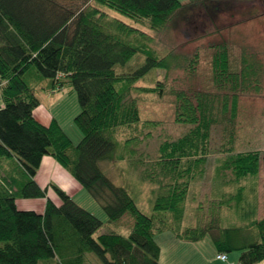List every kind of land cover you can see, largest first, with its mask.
<instances>
[{"label":"trees","instance_id":"obj_1","mask_svg":"<svg viewBox=\"0 0 264 264\" xmlns=\"http://www.w3.org/2000/svg\"><path fill=\"white\" fill-rule=\"evenodd\" d=\"M183 5L181 0H89L71 7L57 0H0V264L56 259L59 264H88L84 257L89 252L101 264H161L155 236L164 231L185 241H196L210 232L217 255H227L225 263L233 250L240 253L237 264L264 260V216L257 217V204H248L245 196V182L258 178L262 152L233 149L239 96L257 89L259 78L256 64L246 55L240 59V68H234L226 43L216 45L212 53L214 91L170 89L175 121L191 127L178 138L163 141L151 165L156 173L143 175L157 185L151 190V215L100 166L132 153L129 146L135 137H119L141 121L136 100L129 98L131 90L162 94L165 89L162 81L155 86H137L136 82L154 69L195 72L198 53L162 56L149 45L150 36L142 29L147 25L163 30ZM137 53L144 56L141 66L126 73L116 70ZM46 80L52 90L67 86L75 90L80 106L74 117L82 133L79 142L74 143L55 118L49 124L35 118L34 110L40 105L35 90ZM215 125L221 126L220 151L226 154L220 172L230 171L229 182L236 185V195L230 193L228 199L235 198L236 210L244 202L242 216L249 218L236 228L217 222L218 231L202 222L183 224L190 185L208 162ZM45 156L54 158L91 194L105 211L107 222L129 214L133 218L129 234L96 235L104 221L55 184L51 187L61 203L48 198L47 189L34 179ZM18 198H46L44 212L19 209ZM250 228L256 229V235L247 232Z\"/></svg>","mask_w":264,"mask_h":264},{"label":"rangeland","instance_id":"obj_2","mask_svg":"<svg viewBox=\"0 0 264 264\" xmlns=\"http://www.w3.org/2000/svg\"><path fill=\"white\" fill-rule=\"evenodd\" d=\"M68 6L81 7L89 0H57ZM183 7L178 11L173 20L163 30H151L147 25L142 29L150 36L149 45L160 55L175 54L178 58L191 56L198 53L199 60L193 74L183 68H171L169 71L154 69L145 77L136 82L137 86H155L158 82L165 83L162 94L147 93L132 89L129 98L136 100L140 109L141 121L132 129L124 130L121 139L134 136L130 142L127 158L112 162H101L100 166L112 182L118 186L126 187L137 202L140 209L151 215L153 211V196L151 190L157 188L156 183L148 178L143 179L145 171H153L152 163L159 155V146L165 140H173L186 132L191 125L175 121V108L171 88L195 87L205 91H214L212 83L211 59L215 46L226 43L230 59L234 68H240V59L246 55L256 64L258 88L241 93L238 99V112L235 119L234 152L259 150L262 152L260 172L258 178L250 177L245 182L247 193L246 202L250 205L257 203L260 212L264 211V0H181ZM92 2V1H90ZM116 15V14H115ZM126 22H132L123 17ZM144 63V56L137 53L125 65H117L118 72H131ZM30 72L27 78L30 77ZM44 85H50L46 80ZM46 88V87H45ZM35 94L45 106L52 104L55 115L60 119L64 129L74 143L79 142L82 133L74 122V117L80 111L78 97L71 86L63 91L50 93L49 89L38 87ZM62 97V98H60ZM223 132L220 125H215L211 131L210 153L204 171L199 174L190 185L186 202V215L184 226H196L198 223L214 221L215 225L236 228L245 224L249 218L242 216L244 202L236 210L235 198L228 199L230 193L236 195V185L229 182L232 174L222 171L221 164L226 154L220 151L223 144ZM157 170H154L156 173ZM167 179L162 178V181ZM227 180L228 182H225ZM214 185V187L212 186ZM213 187L223 195L211 201L210 190ZM224 199V200H222ZM87 200V201H86ZM218 200V201H217ZM222 200L224 202L219 203ZM74 201L103 218V229L128 235L133 224V218L125 214L117 222L109 223L101 205L83 189ZM231 204V206H230ZM218 222V223H217ZM247 232L256 235V229H247ZM163 233V234H162ZM157 234V240H162L165 251L172 249L166 241L164 231ZM210 237V236H209ZM210 241V240H209ZM205 245L206 240L203 241ZM166 247H168L166 249ZM180 251V250H178ZM202 252L209 258L216 256V249L210 244L202 246ZM195 248L185 249L181 255H188L191 260L199 264L197 257L200 255ZM239 251L228 253L226 264L236 259ZM91 263L101 264L99 257L89 252ZM176 255V254H175ZM184 257V256H183Z\"/></svg>","mask_w":264,"mask_h":264},{"label":"crops","instance_id":"obj_3","mask_svg":"<svg viewBox=\"0 0 264 264\" xmlns=\"http://www.w3.org/2000/svg\"><path fill=\"white\" fill-rule=\"evenodd\" d=\"M45 82V81H44ZM44 82L41 84L40 87L44 89H49L50 93H55L60 90H52L49 85H44ZM46 87V88H45ZM64 90V89H63ZM61 90V91H63ZM62 98V97H60ZM40 101V100H39ZM2 104V99L0 96V105ZM34 116L35 118L43 123V124H49L53 118H55L63 127L60 119L55 115L52 109V104L50 106H45L40 102V105L34 110ZM64 128V127H63ZM65 130V129H64ZM66 131V130H65ZM36 183L41 187V188H46L47 189V197L50 198L53 202L56 204H60V198L58 195L55 193L53 188L51 187V184L57 185L59 188H61L63 191H65L68 195L74 198L82 192L83 188L82 186L76 181L73 176L66 170L64 169L54 158L50 156H45L43 157L40 167L37 170V173L34 177ZM214 187V185L212 184ZM213 187H211L210 190V200L214 201L217 199V197L221 194L218 189H214L215 192H212ZM87 201V200H86ZM257 204V203H256ZM16 205L19 209L22 210H35L37 212L43 213L46 205V198H18L16 200ZM264 216V211L260 212L258 204H257V217L261 218ZM99 217V216H98ZM102 220L103 218L100 217ZM103 221V220H102ZM212 221V219H211ZM203 225H206L207 227H212V231H218L219 227L216 225H211L208 221H205ZM107 232L106 230L103 229V227L96 233V235H99L101 233ZM163 234V233H162ZM166 238L167 243L169 244L168 247L172 249L171 252L165 251L163 246V243H165L162 240H157L156 241L160 246V256H159V262L161 264H196V261L191 260L188 255H181L180 252H183L185 249H192L195 248L196 251H198L200 254L197 259H199L200 263L199 264H226L225 262L218 260L216 256L213 258H209L205 255L204 252L201 251L202 246H206L207 244L210 246H214V241L213 237L210 234V232H207L203 237L196 241H185L181 240L176 235L172 233L164 234ZM210 236V237H209ZM206 240L205 245H203V241ZM210 240V241H209ZM166 247V249L168 248ZM215 248V246H214ZM169 249V248H168ZM216 249V248H215ZM180 250V251H178ZM216 251V255H217ZM176 254V255H175ZM88 256L89 253L85 254V262L86 263H91L89 260ZM184 256V257H183ZM229 259V255H228ZM232 263H235L233 260L231 261ZM236 263H238V257L236 259ZM40 264H59L58 259L52 260V261H42ZM256 264H264V260L256 263Z\"/></svg>","mask_w":264,"mask_h":264},{"label":"built area","instance_id":"obj_4","mask_svg":"<svg viewBox=\"0 0 264 264\" xmlns=\"http://www.w3.org/2000/svg\"><path fill=\"white\" fill-rule=\"evenodd\" d=\"M2 82L0 81V86H1ZM217 259L221 260V261H227V255L225 253H219L217 255Z\"/></svg>","mask_w":264,"mask_h":264}]
</instances>
